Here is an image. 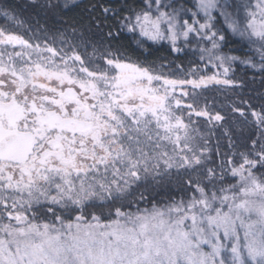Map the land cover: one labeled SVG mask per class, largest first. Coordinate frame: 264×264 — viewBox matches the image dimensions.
I'll return each instance as SVG.
<instances>
[{
  "label": "snow or ice",
  "instance_id": "obj_1",
  "mask_svg": "<svg viewBox=\"0 0 264 264\" xmlns=\"http://www.w3.org/2000/svg\"><path fill=\"white\" fill-rule=\"evenodd\" d=\"M0 17L31 34L0 27V264H264V0ZM229 32L247 53L224 51ZM146 41H195L222 72L157 66ZM210 85L235 98L210 107Z\"/></svg>",
  "mask_w": 264,
  "mask_h": 264
},
{
  "label": "rangeland",
  "instance_id": "obj_2",
  "mask_svg": "<svg viewBox=\"0 0 264 264\" xmlns=\"http://www.w3.org/2000/svg\"><path fill=\"white\" fill-rule=\"evenodd\" d=\"M141 1H142V6H143V0H141ZM191 2L193 4L194 0H191ZM19 16H20V19L25 22V27H27L29 24H32V25L35 24V15H34V13H32V11L30 9H27L23 13H19ZM185 18H188V17H185ZM200 18L202 19V15ZM0 24H1L0 27H7L12 31L19 32L20 34L24 35L26 38H31V34L26 32L24 28H18L16 25L11 24L8 21H6L3 17H0ZM49 27H51V26L49 25ZM146 43L148 45L153 46L152 42H150V41H146ZM161 43L168 44V46L170 47V50H171V46L168 42L161 41L158 44H161ZM179 43L182 45L183 40H181ZM204 43H205V45L210 47V44L207 41H205ZM57 46H59V45H57ZM189 47H192V48H190V49L184 48L183 52H181V53L172 52L171 58L170 57H164L158 61H155L156 65L159 66L160 64H164V65H168L170 67L175 66V65H182L184 70H185V73L189 69H193V68L197 69V71L200 73L206 72L208 74H212V73H215L218 71L222 72V69L212 68L211 65L206 66V64H207L206 61L202 62L199 60L198 53H194V51H193L196 48L195 41ZM233 69H234V72L230 73V75H234L235 78H237V79H238L239 75L243 74V72L252 71L251 69H246V67L242 64H234ZM169 74H172V73H169ZM179 75H183V73H180ZM223 89H224L223 86L210 85L207 90H204V95L207 97L210 107H214L216 109L218 108L217 107L218 102H217L216 96L219 95V93ZM213 99L215 100V104H213ZM201 102H203V97H201Z\"/></svg>",
  "mask_w": 264,
  "mask_h": 264
},
{
  "label": "trees",
  "instance_id": "obj_3",
  "mask_svg": "<svg viewBox=\"0 0 264 264\" xmlns=\"http://www.w3.org/2000/svg\"><path fill=\"white\" fill-rule=\"evenodd\" d=\"M90 2H98V3L108 4L109 6H112V5H116L117 3H123L124 0H82L83 5H87ZM128 2L131 3L133 5V7L142 6L141 0H128ZM182 2L185 3V5L188 7L192 6L191 0H182ZM25 3H26V0H0V4L24 5ZM24 11H26V10H22L19 13H23ZM83 15H85L84 8L83 7L76 8L72 12H69L67 14L66 19H68L70 21L72 19L78 20ZM221 25H223V18H220L219 23L217 24V27H220ZM224 27H226V25H224ZM125 36L128 37V39L124 41V43L127 44L130 42L131 36H130V34H127V33H125ZM149 46L154 51V55H152L150 57V60H152V61H158L164 57H170V58L172 57V51L170 50V47L168 46V44L161 43V44H153V46L152 45H149ZM132 47H135V45L132 44ZM190 48H192V47H188V49H190ZM224 51L229 53V54L239 56L242 53H247L248 49L243 46V41H241L238 36H232L231 33L229 32L227 43L224 46ZM251 72L252 71L243 72V74L239 75L238 79L243 78V79L251 80L252 79ZM258 78L259 77L257 76V79ZM216 98H217V102H218L217 103V107H218L217 109H222V108H226V104H227L229 99H234L235 97L233 96L232 93H229L223 89V90H221L219 95L216 96ZM216 163L217 164L220 163V160L218 158L216 159Z\"/></svg>",
  "mask_w": 264,
  "mask_h": 264
}]
</instances>
